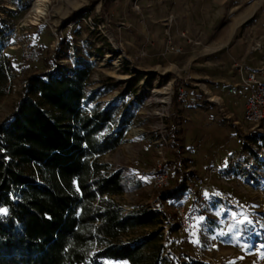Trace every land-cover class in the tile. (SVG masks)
<instances>
[{"label": "rangeland", "instance_id": "1", "mask_svg": "<svg viewBox=\"0 0 264 264\" xmlns=\"http://www.w3.org/2000/svg\"><path fill=\"white\" fill-rule=\"evenodd\" d=\"M104 1L0 0V49L15 68L0 97V123L21 99L22 67L39 72L52 57L59 67L81 59L93 64L85 90L94 99L87 109L119 98L139 78L140 103L125 142L99 161L110 171L123 169L135 184L115 197L125 211L158 213L162 205L167 217L131 230L123 241L143 242L155 233L146 250L160 264H264V140L243 121L238 93L229 92L241 58L249 64L264 59V44L257 43L264 39V0ZM36 6L43 14L34 22ZM26 43L37 50L35 64L22 59ZM180 86L196 101H178ZM173 116L175 136L166 127ZM158 149L168 187L185 177L180 202L161 200L160 189L150 185ZM180 204L193 223L185 235L172 227Z\"/></svg>", "mask_w": 264, "mask_h": 264}, {"label": "trees", "instance_id": "2", "mask_svg": "<svg viewBox=\"0 0 264 264\" xmlns=\"http://www.w3.org/2000/svg\"><path fill=\"white\" fill-rule=\"evenodd\" d=\"M44 61L39 72L22 67L21 99L0 123V264H160L146 250L155 233L143 242L122 238L161 223L167 217L162 205L158 213L125 211L115 197L135 184L123 169L110 171L99 161L125 142L140 103L139 78H132L119 98L87 109L94 99L85 90L93 64L81 59L70 68L59 67L55 57ZM14 70L0 49V97ZM174 119L166 120L173 136ZM174 169L179 172L176 164ZM186 189L181 176L159 190L160 198L180 202Z\"/></svg>", "mask_w": 264, "mask_h": 264}, {"label": "built area", "instance_id": "3", "mask_svg": "<svg viewBox=\"0 0 264 264\" xmlns=\"http://www.w3.org/2000/svg\"><path fill=\"white\" fill-rule=\"evenodd\" d=\"M22 59L28 64L39 61L37 50L26 43L21 49ZM241 74L240 81L230 88L229 92L238 93L244 102L242 118L246 124L251 125V130L259 135L264 134V65L258 68H248L243 63L237 65ZM177 99L180 102L190 100L195 102L196 98L190 96L188 88L180 86L177 89ZM264 169V168H261ZM150 185L154 189L169 186V169L164 164L162 149H158L154 163L149 170ZM175 231L178 235L187 234L192 228V219L182 204L174 207Z\"/></svg>", "mask_w": 264, "mask_h": 264}, {"label": "crops", "instance_id": "4", "mask_svg": "<svg viewBox=\"0 0 264 264\" xmlns=\"http://www.w3.org/2000/svg\"><path fill=\"white\" fill-rule=\"evenodd\" d=\"M245 21V20H244ZM264 35V34H263ZM257 43H262V44H264V39H260ZM262 49V47L260 48V50ZM241 63H243L246 67H248V68H258V67H261V66H263L264 65V59H261V60H259V61H253L252 62V64H249L247 61H245L243 58H241V60H239L238 61V63H236V65L235 66H237V65H239V64H241ZM237 71H238V74H237V76H236V78H237V80H236V82L235 83H238L239 81H240V78H241V74H240V72H239V70L237 69Z\"/></svg>", "mask_w": 264, "mask_h": 264}, {"label": "bare ground", "instance_id": "5", "mask_svg": "<svg viewBox=\"0 0 264 264\" xmlns=\"http://www.w3.org/2000/svg\"><path fill=\"white\" fill-rule=\"evenodd\" d=\"M42 14H43V8H41L40 6H36L35 14L32 16L33 18L32 20L34 22H37L38 18L42 16ZM168 100H169L168 97H164L163 99H161V102L167 103Z\"/></svg>", "mask_w": 264, "mask_h": 264}]
</instances>
